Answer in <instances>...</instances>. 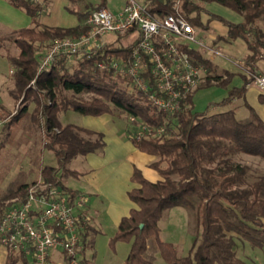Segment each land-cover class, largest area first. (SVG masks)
I'll return each mask as SVG.
<instances>
[{"label": "trees", "instance_id": "1", "mask_svg": "<svg viewBox=\"0 0 264 264\" xmlns=\"http://www.w3.org/2000/svg\"><path fill=\"white\" fill-rule=\"evenodd\" d=\"M8 1L24 9L36 24L15 28L8 35L19 48L17 53L9 56L14 66L12 93L18 100V110L0 126V134L8 133L14 125L21 123L29 108L28 101L32 100L33 124L43 121L44 147L54 152L60 166H67L73 157L101 149L106 141L102 131L73 122L63 123L60 119L62 111L72 108L91 115L115 111L135 114L138 120L130 122L127 128L129 137L137 148L157 156L151 166L162 178L152 181L139 167L134 166L131 175L134 185L128 194L135 205L121 217L110 237L111 246L119 240L130 242L129 253L122 264H155L146 255L153 241L171 264H213L212 248L217 249L216 258L223 264H246L237 255L234 239L228 233L264 231V173L250 179V166L236 159V155L241 153L264 159V120L245 99L251 77L240 71L243 82L234 84L237 72L221 68L204 50L185 44L183 47L189 51L192 60L203 63L207 71L191 92L188 104L175 112H168L156 106L132 76L100 65L109 56H128L130 46L123 43L109 44L104 53L76 54L72 58L60 56L51 69L39 70L41 57L54 38L78 37L87 31L85 21L89 12L105 6L106 0L78 9L74 4L67 5L69 11L80 15L79 23L70 26L43 23L39 19V2ZM44 1L48 3L49 0ZM142 1L158 16L172 12L175 2ZM212 4L229 9L238 18L215 10ZM181 10L202 31L211 29L210 21L213 19L226 24L227 33L217 35L212 43L216 44L220 39L244 40L250 51L245 56V66L257 70L258 60L264 58V0H181ZM204 13L208 14L206 21L202 19ZM144 75L149 90L156 91L149 69ZM210 84L230 87L228 93L215 104L224 105L242 98L249 109L248 120L239 119L234 109L212 112L209 106L206 110H197L193 102L194 93ZM260 99L264 101L263 94H260ZM10 114L9 108L0 106V115L7 117ZM140 122L165 125L166 130L162 134L138 140L135 130ZM58 169V165L42 164L41 179L76 195L79 191L64 184ZM67 170L79 172L68 166ZM38 180L20 183L0 194V219L7 208V201L15 196L24 198L28 188ZM192 195L198 198V219L203 225L202 240H195L190 251L181 255L173 242L161 237L159 220L165 209L186 202ZM83 216H86V211L80 213V218ZM89 227L87 219L82 231L84 248L80 264H94L86 252ZM19 261L32 264L31 258L24 252L7 251L4 264H17Z\"/></svg>", "mask_w": 264, "mask_h": 264}, {"label": "built area", "instance_id": "2", "mask_svg": "<svg viewBox=\"0 0 264 264\" xmlns=\"http://www.w3.org/2000/svg\"><path fill=\"white\" fill-rule=\"evenodd\" d=\"M32 1L41 4L40 13L47 9L44 0ZM85 23L88 29L78 37L54 38L41 57L39 70L51 69L60 56L104 53L109 44L118 43L121 35L136 32L125 44L130 46L128 56H109L100 65L132 76L154 104L168 112L188 104L191 92L207 71L203 63L192 60L183 45L196 46L209 57L225 56L221 47L198 34L197 27L183 14L181 0H175L173 11L164 16L153 13L142 0H125L116 11L106 6L91 10ZM236 64L251 77L248 84L264 90V73L244 67L242 61ZM147 69L155 80L156 91L149 90L144 75ZM17 110L18 106L9 116L0 115V126ZM128 119L135 122L138 117L129 113ZM165 130V125L140 122L135 137L139 140ZM86 201L85 192L73 196L62 187L39 179L28 188L24 198L15 196L8 200L0 219L1 246L6 253L24 252L32 264H53L57 259L55 253H61L60 264H80L84 248L82 231L87 220L86 216L80 218V213Z\"/></svg>", "mask_w": 264, "mask_h": 264}, {"label": "rangeland", "instance_id": "3", "mask_svg": "<svg viewBox=\"0 0 264 264\" xmlns=\"http://www.w3.org/2000/svg\"><path fill=\"white\" fill-rule=\"evenodd\" d=\"M100 2L101 0H82L75 3L71 0H49L46 3L47 9L40 14L39 19L46 24L73 25L80 21V15L69 11L67 5L74 4L78 9L97 5ZM124 2L125 0H106L105 6L116 11ZM211 7L219 12L223 10L218 5L212 4ZM222 12L228 14L227 11ZM35 24L36 22L32 16L24 9L13 6L8 0H0V36L4 35L3 38H0V83L9 78V70L12 66L4 53H17L19 50L15 43L8 38V35L16 27ZM135 36L136 32L123 34L119 37L118 43L128 44ZM216 61L231 71L237 69L236 65L221 56H217ZM242 80V74L237 72L233 81L234 84H242ZM9 88H13V85L5 84V94H8ZM229 88V86L226 87L220 84H210L199 88L193 99L195 108L202 111L210 106L212 112L234 109L239 119L248 120L250 116L249 109L242 98H236L224 105L215 104L228 93ZM28 103V111L21 123L14 125L8 133L1 132L0 134V194L20 183H32L36 179H41L40 167L42 164L58 165V175L64 184L81 189L87 195L83 211H86V217L91 224L89 241L93 246L92 249L88 250V254L92 257L94 264H122L129 253L130 242L119 240L114 246H111L110 237L117 229L120 213L126 212L125 210L128 209V203L130 202L128 200H126L127 202L122 200L105 202L97 198L98 189L92 188L90 192L86 190L88 187H93L95 178L97 179L96 182L102 181L110 186L118 182L121 183L122 179L118 180L117 177L125 176V171L118 173L110 168V171L100 172L96 168L97 155H100L103 159L107 158L105 156L106 152L102 148L96 150L94 154H79L67 163L69 168L77 169L78 173L68 171L67 166H60L54 152L44 147L43 121L38 124L32 122L34 101L29 100ZM17 106L18 103L10 111L16 110ZM60 119L63 123L73 122L84 126H94L95 128L103 127L108 133V150L114 149V161L116 162L120 158L129 159V155H123L124 152H128V149L124 148L125 143L130 142L127 131L130 126L128 115L115 111L106 113L103 116H95L71 108L62 111ZM137 153H140V151ZM236 159L250 166V179H253L256 174L264 173V159L245 153L236 155ZM92 171L94 173L96 171V174L94 175ZM197 204V196L192 195L186 202L165 209L159 220L161 237L173 242L177 252L181 255L190 251L195 244V240L198 242L202 240L203 225L198 219ZM228 235L233 237L234 249L237 255L245 260L246 264H264V231L253 230L250 233L229 231ZM211 253L214 257L213 264H223L221 260L216 258V248H212ZM5 255L6 252L1 247L0 264H4ZM54 255L57 259L54 260L55 263L53 264H60L62 262L61 253H55ZM146 255L155 264H171L161 254L154 241L151 242ZM17 264L25 263L19 261Z\"/></svg>", "mask_w": 264, "mask_h": 264}, {"label": "crops", "instance_id": "4", "mask_svg": "<svg viewBox=\"0 0 264 264\" xmlns=\"http://www.w3.org/2000/svg\"><path fill=\"white\" fill-rule=\"evenodd\" d=\"M222 8H223L222 11H224V12L227 11L228 16L236 17V19L238 18V15H236V13L231 12L229 9H227L225 7H222ZM202 19L204 21L208 20V14L204 13ZM50 25H54V24H50ZM73 25H75V24H73ZM210 25H211V29L208 31H202L199 28H197V29L199 31V34L201 36H203L207 40V42H209L210 44H213L212 40L215 39L217 37V35L227 33V26H226V24H224L221 21L216 20V19L211 20ZM68 26H70V25H68ZM16 28H18V27H16ZM1 37L3 38L4 35L0 36V38ZM217 41L218 42L216 44H213V45H218L219 47H221L224 51L225 56L214 55V56H210V58L214 62L219 64V66L221 68H226L216 61V57L221 56L222 58H225V59L231 61L234 65H236L237 69L235 70V72H239V73H240V71L245 72L236 63H237V61H242L243 66L245 67V56L247 54H249V52H250L246 42L240 38L235 39V40H231V41H225L223 39H220ZM204 52L206 53V55H208V53L206 51H204ZM4 55H6L10 61V58H9L10 53L9 52L4 53ZM256 66H257L258 71L264 73V58L258 60ZM13 68H14V66L12 65L10 67V70H9L10 71L9 78L6 81H2L0 83V106L3 105V106H5L11 110L18 103V100L15 99V97L12 93V90L14 88V81H13V76H12ZM234 79H235V77H234ZM242 82H243V80H242ZM7 83L13 85V88H9L8 94H5L4 88H5V84H7ZM196 92L194 93V96H195ZM260 94L264 95V90H260L255 85L247 84L246 92H245V99L257 110V112L260 114V116L264 120V101H262L260 99ZM194 96H193V99H194ZM104 114H106V113H103L100 115H95V116H103ZM82 126H84V125H82ZM85 127L91 128V129H94L97 131H102L105 134L106 143L102 149L104 150V152H106L105 156H107V158L103 159L100 155H97L96 168L99 169L100 172H102V173L110 171V168L112 170L113 169L116 170L118 173H121V171H123V170L125 171V176L117 177L118 180L122 179L121 183L118 182V183H115L113 186H110L109 184L103 183L102 181L96 182L97 179L95 178V181L93 182L94 183L93 187L92 186L88 187L86 190L87 192H90V190L92 188L98 189L99 193L97 195V198L99 200H104L105 202H108V201L118 202L120 200H122L123 202H127L126 200H128V202H130V203H128V205H129L128 209L125 210L126 212L120 213L119 220H118V223H119L121 217L123 215L128 214L131 207H133L135 205V202L133 200H131V198L129 197V194H128L129 189L134 185L133 181L131 180V175H132L134 166L139 167L142 170L143 174L152 181H156V180L162 178V176L159 174V172L154 167L151 166V163L157 159V156L140 150L139 148H137L133 144V142L130 139V142L125 143V145H124V148L128 149L127 150L128 152L123 153V155L124 154L129 155L128 156L129 159L124 160V158H120L119 160H117L115 162L114 161L115 153L113 152L114 149L108 150L109 140H108V133L106 132V130L103 127H98V128H95L94 126H85ZM137 150H139L140 153H137V152H139ZM94 152L95 151L89 152L87 154H94ZM119 154L120 153L118 152V155ZM147 170H148V172H147ZM92 172L94 173V171H92ZM95 174H96V171H95L94 175ZM75 189H77L78 191H82L81 189H78V188H75ZM87 210L90 211L88 208H87ZM89 225H90V227H89L90 229H89V232L87 235V241L89 244L86 246L87 247L86 248L87 254H88V250L90 248L92 249V246H93L92 243L89 241V237L91 235V224H90V222H89Z\"/></svg>", "mask_w": 264, "mask_h": 264}]
</instances>
